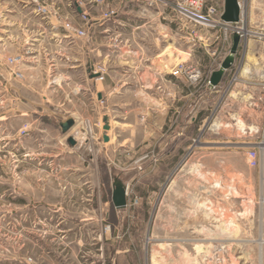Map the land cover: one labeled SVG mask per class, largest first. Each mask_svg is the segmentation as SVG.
<instances>
[{"label":"rangeland","instance_id":"1","mask_svg":"<svg viewBox=\"0 0 264 264\" xmlns=\"http://www.w3.org/2000/svg\"><path fill=\"white\" fill-rule=\"evenodd\" d=\"M2 1L0 41L16 22L13 8L28 4ZM208 2L223 8V0ZM245 13L251 31L264 30V0H247ZM73 15L82 25L72 9ZM165 35V52L184 51ZM245 45L218 89L201 88L205 78L197 85L179 136L166 128L144 144L135 128L127 141L115 138L104 149L91 144L104 140L103 119L90 125L72 115L75 125L63 133L0 64V264H264L260 170L247 160L262 141L247 100L264 76V39L249 36ZM196 49L193 61L182 53L171 60L193 62L209 75L231 51L222 44ZM234 74L238 81L230 86ZM118 185L128 192L121 209L113 203Z\"/></svg>","mask_w":264,"mask_h":264},{"label":"crops","instance_id":"2","mask_svg":"<svg viewBox=\"0 0 264 264\" xmlns=\"http://www.w3.org/2000/svg\"><path fill=\"white\" fill-rule=\"evenodd\" d=\"M31 1L34 0L13 8L16 22L3 29L6 32L1 42L6 45L8 54L25 55L19 66L24 78L19 79L18 90L37 96L40 103L35 105L42 109L37 113L46 116L52 124H60L66 115H75L77 122L88 120L90 125L108 117L111 128L101 135L107 133L110 141L89 140L93 149L96 145L104 149L115 138L119 142L123 138L124 143L129 139L127 134H132L135 128L143 135L144 144L145 136L148 143L153 134L164 135L169 128L174 137L180 135L182 120L187 119L191 101L196 99L197 85L171 75V71L181 60V53L193 61L198 44L209 48L216 46L218 42L212 32L201 31L198 33L200 39H194L189 30L179 31L171 5L149 6L145 0H111L119 9V15L113 20L102 21L100 7L89 0H46L51 1V7L58 8L61 19L71 18L74 22V15L70 16L72 9L90 14V36L78 38L67 32L64 20L57 16L47 19L37 16L35 8L29 4ZM3 3L0 0L2 14H5L7 8ZM6 15L1 18L5 20ZM75 17L80 22L79 15ZM166 33L175 47L184 51L179 54L172 50H168L169 54L165 52ZM212 50L209 56H213ZM97 66L107 70V79L98 81L92 77ZM226 75L227 72L224 77ZM220 84L216 88L206 83L200 86L211 91L218 89ZM254 115L261 125V113L254 110Z\"/></svg>","mask_w":264,"mask_h":264},{"label":"built area","instance_id":"3","mask_svg":"<svg viewBox=\"0 0 264 264\" xmlns=\"http://www.w3.org/2000/svg\"><path fill=\"white\" fill-rule=\"evenodd\" d=\"M89 1L94 6H100V8L101 5L107 3V7L105 9H100V16L102 21L113 20L119 15V9L113 5L109 6V0ZM238 1L241 9L240 21L227 22L222 19L224 7L220 8L217 3H209L208 0H176L174 3H169L167 0H145L147 5L149 6H154L157 4L166 6L171 5L174 9V13L176 16L175 20L178 24L177 27L179 31L184 32L185 30H189L194 39H200V36L198 35L199 32L209 31L213 33L215 41H217L218 44H222V48H225L229 45L230 49L232 46L231 44H233L234 35L238 34L241 37L240 46L242 45V43H246L245 48L247 49V40L249 36L257 35L260 37V39H264V30H261L260 32H254L248 28L245 22L247 0ZM34 3V10L37 16L47 19L50 16L54 15L60 18L59 11L56 8L51 7L46 0H34ZM75 14L79 15L82 25H78L68 18H60V20H64V28L68 33L73 34L78 38H88L90 36V30L92 27L90 14L87 11H76ZM211 52L212 55H217L216 49L212 50ZM24 60L25 55L23 53L8 54L6 45L0 41V64L7 66L10 74L17 79L24 78V74L19 70V66L24 62ZM223 60L220 62L222 63ZM217 69H211L209 75H206V73L203 72L202 69L196 66V64H194L193 62L183 61L177 63L176 67L171 71V75L178 78H185L186 81L192 85L200 84L203 81V78H205L204 82L202 83H206L212 88H216L217 86H213L210 83V76L212 72ZM230 69L226 70V72H228ZM93 73L99 74V76L96 77V80H104L105 69L103 67L97 66V68L93 70ZM237 81L238 76L234 74L230 79L229 85L232 86ZM255 86L257 92L250 95L247 100V105L252 109V111L258 110L263 117L261 118V125H259L255 130L256 134H260L262 141L255 143L253 147L249 148L247 152V160L250 167L258 168L260 170L261 200L264 204V76L261 77L260 80L256 81ZM249 129L250 133H252V129ZM101 236L102 234H100V237ZM100 250L103 251V248H101Z\"/></svg>","mask_w":264,"mask_h":264},{"label":"water","instance_id":"4","mask_svg":"<svg viewBox=\"0 0 264 264\" xmlns=\"http://www.w3.org/2000/svg\"><path fill=\"white\" fill-rule=\"evenodd\" d=\"M241 9L238 0H224V12L222 14V19L227 22H238L240 21ZM241 43V37L238 34H235L233 37V46L231 47L230 54L223 60L219 69L214 70L210 76V83L213 86H218L226 72V70L230 69L234 62L236 54L238 53L239 47ZM98 73H93L94 78L98 77ZM103 129L105 131H109L111 126L109 123L108 117L104 119ZM75 125V119L72 115H66L65 119L60 122V127L63 133H67L73 126ZM104 141H109L110 137L107 133L104 134ZM68 141L71 145H76L77 140L74 137H69ZM128 192L127 189L118 185L114 188L113 191V203L117 209H121L127 206L128 203Z\"/></svg>","mask_w":264,"mask_h":264},{"label":"bare ground","instance_id":"5","mask_svg":"<svg viewBox=\"0 0 264 264\" xmlns=\"http://www.w3.org/2000/svg\"><path fill=\"white\" fill-rule=\"evenodd\" d=\"M246 14V13H245ZM249 59H254V58H252V57H249ZM254 61V60H253ZM257 61V60H256ZM252 63V62H251ZM258 64V63H257ZM251 66V65H250ZM246 69V68H245ZM250 69H252V68H250ZM241 122V124H242V126H244V123L242 122V121H240ZM196 186V185H195ZM233 230V229H232ZM260 244H261V248H262V246H263V244H264V238H262V239H260ZM261 252V251H260ZM261 254V253H260Z\"/></svg>","mask_w":264,"mask_h":264}]
</instances>
